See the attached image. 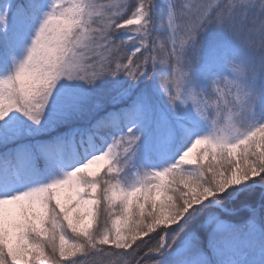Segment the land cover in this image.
Listing matches in <instances>:
<instances>
[{
	"label": "snow or ice",
	"instance_id": "1",
	"mask_svg": "<svg viewBox=\"0 0 264 264\" xmlns=\"http://www.w3.org/2000/svg\"><path fill=\"white\" fill-rule=\"evenodd\" d=\"M0 264H264V0L0 3Z\"/></svg>",
	"mask_w": 264,
	"mask_h": 264
},
{
	"label": "rangeland",
	"instance_id": "2",
	"mask_svg": "<svg viewBox=\"0 0 264 264\" xmlns=\"http://www.w3.org/2000/svg\"><path fill=\"white\" fill-rule=\"evenodd\" d=\"M4 2H6V0H0V3H4Z\"/></svg>",
	"mask_w": 264,
	"mask_h": 264
}]
</instances>
